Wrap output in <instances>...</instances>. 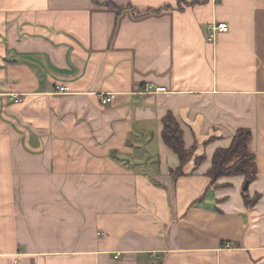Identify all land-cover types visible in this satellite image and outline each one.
Segmentation results:
<instances>
[{
    "label": "crops",
    "instance_id": "obj_1",
    "mask_svg": "<svg viewBox=\"0 0 264 264\" xmlns=\"http://www.w3.org/2000/svg\"><path fill=\"white\" fill-rule=\"evenodd\" d=\"M99 1L0 0V264H264V0ZM240 128L252 207L208 175Z\"/></svg>",
    "mask_w": 264,
    "mask_h": 264
},
{
    "label": "trees",
    "instance_id": "obj_2",
    "mask_svg": "<svg viewBox=\"0 0 264 264\" xmlns=\"http://www.w3.org/2000/svg\"><path fill=\"white\" fill-rule=\"evenodd\" d=\"M95 2L103 4L99 0H95ZM105 5L117 7L119 10L122 8L112 2H105ZM162 137L164 142L179 156L180 166L172 170L173 176L178 177L184 174L182 168L191 159L193 150L186 148L183 129L172 112H168L163 117ZM251 140V130L240 128L233 136L231 144L228 147L216 150L212 166L208 171L211 184L216 185L218 179L223 176H244L245 183L247 182L249 185L257 178L256 158L254 152L251 150ZM203 159V156L197 157L196 164H199ZM243 196L245 204L248 207L254 206L261 198L260 193L250 196L248 189L243 190Z\"/></svg>",
    "mask_w": 264,
    "mask_h": 264
},
{
    "label": "built area",
    "instance_id": "obj_3",
    "mask_svg": "<svg viewBox=\"0 0 264 264\" xmlns=\"http://www.w3.org/2000/svg\"><path fill=\"white\" fill-rule=\"evenodd\" d=\"M219 1L220 0H213V2H219ZM228 28L229 27L225 22H212L208 27V32H209L208 39L210 41H213L215 38V34L217 32H225L228 30ZM148 88L154 89V90L159 91V92H166L167 91L165 87H163V86L154 87L153 84H148ZM59 89L61 91H64L67 88L64 86H60ZM15 100L20 101L21 98L19 96H16ZM112 101H113V94H111V93L104 94L103 96H101V104H103V105H108V104L112 103ZM158 262H159L158 256L152 255L151 264H158Z\"/></svg>",
    "mask_w": 264,
    "mask_h": 264
},
{
    "label": "water",
    "instance_id": "obj_4",
    "mask_svg": "<svg viewBox=\"0 0 264 264\" xmlns=\"http://www.w3.org/2000/svg\"><path fill=\"white\" fill-rule=\"evenodd\" d=\"M247 188H248V183L246 182L244 185V189H247Z\"/></svg>",
    "mask_w": 264,
    "mask_h": 264
},
{
    "label": "rangeland",
    "instance_id": "obj_5",
    "mask_svg": "<svg viewBox=\"0 0 264 264\" xmlns=\"http://www.w3.org/2000/svg\"><path fill=\"white\" fill-rule=\"evenodd\" d=\"M245 185V184H244Z\"/></svg>",
    "mask_w": 264,
    "mask_h": 264
}]
</instances>
